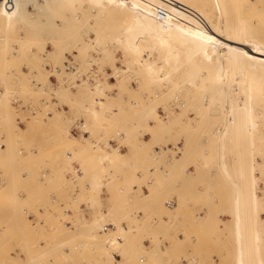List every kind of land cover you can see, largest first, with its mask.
I'll list each match as a JSON object with an SVG mask.
<instances>
[{"label": "rangeland", "instance_id": "1", "mask_svg": "<svg viewBox=\"0 0 264 264\" xmlns=\"http://www.w3.org/2000/svg\"><path fill=\"white\" fill-rule=\"evenodd\" d=\"M13 2L20 5L9 8L0 0V219L10 212L22 217L8 227L11 232L23 229L12 235L20 240L23 258L12 253L16 245L5 246L0 231V264H116L113 252L122 254L118 264H257L258 258L264 264V98L254 99L260 117L251 152L247 146L251 136L234 129L238 120L233 102L203 81L226 64L187 33L164 25L143 7L115 0H71L70 5L58 0ZM248 4L264 9L261 1ZM242 12L252 15L251 6ZM225 13L222 17L228 21L237 15L233 10ZM263 16L250 17L256 29H263ZM108 33L150 44L159 64H163L159 52L166 50L159 39L170 37L169 46L177 49L176 70L166 64L161 81L145 75L123 52V42L102 41ZM157 44L162 46L158 50L153 48ZM262 67L235 65L229 71L264 89ZM87 73L93 83L81 79ZM110 74L118 76L114 80ZM15 93L19 105L13 103ZM180 102L185 103L183 108ZM77 121L83 122L86 137L71 131ZM120 145L134 156L128 159ZM251 161L260 201L261 247L259 255L249 248L245 256L248 231L238 230L236 223L253 214V207L245 208L242 201L247 189L254 188L247 168ZM74 162L80 163L82 175ZM189 165L194 166L196 179L181 194L173 189L158 191L162 174L173 187L178 179L192 176ZM139 170L141 178L136 175ZM89 174L90 188L79 201L93 208L92 218H86L76 202L75 217L63 207L51 224L28 219L31 212H38L40 188L24 199L19 196L22 187L67 182L70 177L84 188ZM102 174L111 176L106 188L113 208L103 206ZM142 185L149 189L145 203L154 210L139 218L137 211L143 208L125 210L123 202L133 193L143 197ZM167 200L172 206L166 205ZM124 218L130 221L127 231L121 224ZM108 221L116 227L104 232L102 226ZM3 226L0 220V229ZM47 227L52 229L46 236L37 232Z\"/></svg>", "mask_w": 264, "mask_h": 264}, {"label": "bare ground", "instance_id": "2", "mask_svg": "<svg viewBox=\"0 0 264 264\" xmlns=\"http://www.w3.org/2000/svg\"><path fill=\"white\" fill-rule=\"evenodd\" d=\"M58 1L59 2L62 1L63 3L69 1L68 5L73 3L71 2V0H67V1L58 0ZM115 1L117 3H124L129 6L131 5L134 7H138V9H141L140 7H143L144 9H146L143 11H147L146 13H148V15H150L151 17L158 19L164 25H168L169 27H174V29L180 30L182 31V33H187V35H189V37H191L193 40L207 46L208 50L211 49L212 52L214 51L213 53H215L214 55L216 57V58L214 57V59L223 60V62L227 66L224 65L225 67L221 68V70L216 71L215 73L213 72L212 74H210L209 76L210 78L208 77L209 79L203 81L208 80V83H210L211 85L210 87L211 91H212V86L215 87L213 88L214 91H216V88H219L220 91L224 92V95L228 96L227 99L228 98L230 99V100L228 99V101L233 102L235 108L233 107L231 108L235 110L236 113L235 116H237L236 119L238 120L237 122H235L237 123L236 124L237 126L234 127V129L236 128L235 130H237V132L239 131V129L242 130L244 132L243 134L246 137L251 136V139L248 140L247 146L249 145L248 147L251 148V152H252L254 150V145L256 143L255 141L256 138L254 136L256 130V124L258 118L260 117L258 115L257 107L254 104V99H257L258 102H261V100H263L264 98V89L263 86L261 87L258 84V82H253L251 80H243L241 77L232 74L231 71H229V69L232 70L233 66L235 65H241V66L261 65L264 67V27L262 30L256 29V25L254 24L255 22L253 23V21L250 20V17L252 19V17L254 16L256 17L258 15H264V9L258 10V7L255 6L254 4L249 5L248 2L250 0H115ZM259 1L264 2V0H256V2ZM3 2L7 6H9V8L15 6L18 7V5H20V3L15 4L13 0H3ZM230 3H233L232 9ZM249 6H251L252 8V15L246 16L243 14L242 9ZM227 10H231V11L233 10L237 12L236 17L231 21L225 20V16L222 17L223 13H225V11ZM75 24L76 22H73V25ZM67 35L68 37H72V35H75V33L73 32L71 36L69 34ZM103 38L104 40L102 41L106 40L107 42H114L117 40L118 42L119 40L121 44L123 42L124 45V48L122 47L124 50L123 52L129 53V55H131V60L136 64H138L139 67L143 69L145 75H148L151 78H156L157 80L161 81L164 78L162 75L163 72L161 73V71L164 70L166 64H170L174 66L173 68L175 70L177 68V65H175L176 61L173 60V58L177 56V52H176L177 49L176 48L174 49V47L169 46L170 37L161 36V38L159 39L160 43H164L166 45V50H164L163 53L159 52L160 53L159 57L163 60V64H159L157 62V59L155 57H152L151 52L149 50V48H151L150 44L148 43L142 44V42L135 39V37L122 36L117 33H108ZM213 44L216 46H213ZM157 45L153 46V48H155L156 50L162 47L161 45H158L159 47ZM87 46L89 47V45ZM106 50H108V48ZM262 70H264V68ZM113 76L114 78H112ZM116 76L118 75L110 74L109 78L115 80ZM81 79L85 82L93 83L92 75L89 73L83 74ZM81 79H79V82ZM201 81L202 79L200 80V83L204 85V82ZM174 82L175 84L174 83L172 84L175 87L177 86L178 82L177 81ZM35 83L39 88L46 90L45 87L39 86L41 83L36 82V79H35ZM51 83L53 84L52 81ZM207 85L210 86L209 84ZM220 91L218 92L216 91V92L218 94H221L219 93ZM167 94L169 95V92ZM14 95L20 100L18 94L15 93ZM214 98L216 99V97ZM214 98H212V100ZM217 99L218 100L220 99L219 96H217ZM182 104L183 102L182 103L180 102L181 108H183L185 103L183 106ZM171 111L177 113L175 107H172ZM263 114L264 113H262V115ZM166 119H168V117ZM234 133H236V131ZM258 137H262V135L259 134ZM249 165L250 168L249 166L247 167L248 171L250 169L249 178L253 182L254 188L252 190L247 189L246 192L247 195L242 201L245 208L251 206L253 207V214H250L251 212H249L247 214L246 221H244L242 217V222L239 224V220L241 219L240 218L237 221L238 223L236 224H238L237 227L238 230L241 229L244 232L248 231L247 234L248 239L246 238L247 239L246 240L244 238L245 239L244 241H247V245H246L247 247L245 246L244 243V247H245V251H243L245 252L244 255L249 252V248L255 251L257 255H259V251L261 247L260 245L261 236L259 230H260V223L262 222L260 217L261 215H259L260 213L258 210L260 206V201L254 182L255 180L254 163L251 161L249 162ZM243 170L244 171L247 170L246 164ZM45 176L46 174L43 173L42 177ZM40 179L44 180V178H40ZM166 204L168 206H172L171 201H167ZM239 207H241V205ZM68 211L69 208H66L65 213H67ZM113 226H114L113 224L106 223L102 226V230L104 232H108V230L112 229ZM239 234L240 233L238 232V235ZM238 249L240 248L238 247ZM240 253H241V249L239 254ZM111 256L113 259H116L118 254L117 252H113ZM240 256L242 257V255ZM241 257L239 258L240 261L243 259V258L241 259ZM239 263L243 264L242 262ZM257 264H263L260 258L257 259Z\"/></svg>", "mask_w": 264, "mask_h": 264}, {"label": "crops", "instance_id": "3", "mask_svg": "<svg viewBox=\"0 0 264 264\" xmlns=\"http://www.w3.org/2000/svg\"><path fill=\"white\" fill-rule=\"evenodd\" d=\"M83 129H84V126H83ZM80 135L85 136L84 134H80ZM146 141H148V140H146ZM116 142H117L116 140H112L111 143L113 145L114 143L116 144ZM120 147L123 148V151H125L124 153H127L128 159H131L134 156V153H132V152L128 154V151L124 145H120ZM120 153H122V152L120 151ZM73 165H74V167H76V168L79 167L81 169V165L79 162H74ZM150 170L153 171V168H151ZM187 170L192 172V176L178 179L176 184H174L173 187H170L167 185L166 182L168 180V177H165L164 174H162L163 177L161 180H159V183H158V185H159L158 191H160V189L164 188L162 193H167L169 190L173 189L175 194H181V192L184 191L185 188L189 187V185H191V183H193L196 179L195 178L196 177V171H195L194 166L189 165ZM184 171H185V169H184ZM82 173L83 172L81 169L80 175H82ZM112 173H113L112 170H110V172H108L109 175H111ZM102 175L103 176L101 178V181L103 184V188H102L103 190H102L101 195H102L103 206H104V208H107V207L111 208L112 207V205H110L111 204L110 203L111 198L109 197V192H107V188H106V186L111 182V176H109V178H106L104 176V174H102ZM136 175H137V177L141 178L142 177L141 176V170H139V172H137ZM86 179H87V181L85 182L86 184H84V188H82L80 182L75 181L74 179H72L70 177H67V180H68L67 182L63 181V182L57 183V184L56 183H51V184L46 183L45 185L44 184L40 185L39 183L36 182L33 185H26V186L22 187V191H20L19 196H21L24 199L26 198V193L32 194V192H34L36 189L40 188L39 189L40 191H38L39 201L36 205L38 207V208L36 207L38 209V212H31L28 219L35 220L38 224H41V225L51 224V223L55 222V220H56V217L58 214L57 210L59 208L61 209L63 207H69V211L67 212L68 215L71 217H75L76 212L73 209V206L76 204V202H80L79 201L80 200L79 199L80 194H84L83 193L84 190L89 189L90 185H91V182H90L91 181V175L90 174L86 177ZM88 180H90V181H88ZM137 187H138L137 184L133 185L134 191H136ZM141 188L143 191H145V195L143 197H142V195L137 196L133 193V194H130L131 196L129 198H127L126 201L123 202V204H124L123 206H124L125 210L128 208H130V209L131 208H143V210L140 209L137 211L139 213V216H140L139 218L149 216L154 210V208L151 206V204H149L150 202L145 203L146 200L148 199V195H149L148 194L149 193L148 187L146 185H142ZM48 191H49V197L47 196ZM191 193L192 194L194 193L193 189L191 190ZM167 201H171V200H167ZM188 202H190V201H188ZM20 204H23V203H20ZM79 206L83 211H85L84 213H85L86 218H92L93 217V214H92L94 212L93 208H87V205L84 201H81L79 203ZM96 209H98V208L95 207V211H96ZM127 211L125 213H127ZM125 213H124V215H127ZM0 220H3V222H4V226H3V228L0 229V231L2 232L1 236H5V237H3V241L6 244L5 246L11 247V246L16 245L15 250L12 253L20 254L21 258H23L22 247L20 244H17V243H19L20 240L19 239L14 240L12 238V235H14V234L19 235L21 233V230H23V229L17 228L11 232L10 227H8L9 223L17 224V223L21 222L22 217L19 214L15 215V214H12L10 212L9 214L2 216V218ZM107 223L113 224L114 226L112 229H115L116 226H115L113 221H108ZM121 224H122L123 229L125 231H127L129 226H130V221H128L127 219L124 218L122 220ZM132 227L134 228V224H132ZM50 229H52V228L47 227L46 230H42V231L38 230L37 232L38 233L41 232L40 233L41 236H43V235L46 236L49 233V231H51ZM132 235H133V233H131V238L133 239ZM127 245L128 244H126V246ZM145 246L147 248L149 246V243L147 240L145 241ZM171 248H173V250H174L173 245H171ZM148 250L149 249H147V251H145L147 253V255L149 254ZM157 252L158 251H156V253ZM117 254H118V256L115 259L116 264L121 263V260H123L122 254L119 252H117ZM150 254H152V252H150ZM127 262H128V260L125 263H127Z\"/></svg>", "mask_w": 264, "mask_h": 264}, {"label": "built area", "instance_id": "4", "mask_svg": "<svg viewBox=\"0 0 264 264\" xmlns=\"http://www.w3.org/2000/svg\"><path fill=\"white\" fill-rule=\"evenodd\" d=\"M50 77L53 78L54 81H56V79L52 75H50ZM99 78H100V76H99ZM112 78H114V76ZM34 82H35V80H34ZM39 86H41V85H39ZM13 103L16 104V105H19L21 103V100H19L18 98H15ZM17 119H18V123L19 124H23V121L20 118H17ZM71 131L73 133H75V134H84V135H86V132L83 129V123L81 121H78L74 126H72Z\"/></svg>", "mask_w": 264, "mask_h": 264}]
</instances>
